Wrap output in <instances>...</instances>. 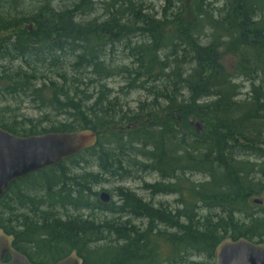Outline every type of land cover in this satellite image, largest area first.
Listing matches in <instances>:
<instances>
[{
  "label": "trees",
  "instance_id": "1",
  "mask_svg": "<svg viewBox=\"0 0 264 264\" xmlns=\"http://www.w3.org/2000/svg\"><path fill=\"white\" fill-rule=\"evenodd\" d=\"M25 1L0 0V62L7 64L0 95L29 100L58 120L43 128L27 119L5 123L3 109L0 129L17 137L88 129L97 140L10 185L0 207L31 210L7 220L0 212L13 249L25 256L21 246H32L36 261L25 256L32 264H55L72 251L83 264H213L225 238L264 243V210L252 202L264 199V0H214L220 8L164 0L159 13L145 0H72L61 10L54 0L24 9ZM97 11L102 21L81 20ZM224 50L236 58L232 72ZM114 55L128 64L116 65ZM115 77L123 83L117 92L107 86ZM242 78L249 83L244 99L236 83ZM135 91L144 100L123 110L119 95ZM87 158L102 176L65 166ZM130 169L159 176L146 190L178 193L181 208L153 207L126 189H118V205L102 204L91 192ZM194 175L203 179L194 183ZM22 184L40 198L14 193ZM43 204L52 210H39Z\"/></svg>",
  "mask_w": 264,
  "mask_h": 264
},
{
  "label": "rangeland",
  "instance_id": "2",
  "mask_svg": "<svg viewBox=\"0 0 264 264\" xmlns=\"http://www.w3.org/2000/svg\"><path fill=\"white\" fill-rule=\"evenodd\" d=\"M71 1L72 0H54L53 3V8L57 9V10H61L65 7H69L71 5ZM25 8L24 9H29L30 7L34 6L35 2L34 0H26L25 1ZM165 1L164 0H145V4L149 5V7L152 9L151 12H156L159 13L161 11L162 6L164 5ZM176 1L173 2V4H175ZM210 3V7H221L222 2L218 1L217 4H214L215 1L214 0H205L204 4ZM97 9H100L99 4L96 6ZM215 9V8H214ZM263 17H264V13H263ZM94 18H98L99 21H102L104 18L102 16V13L100 11L95 12L94 15L91 16H87L82 18V21H90ZM204 42V41H203ZM114 63L116 65H124V64H128L126 61L122 58V56L120 55H114ZM235 61L236 58L233 54H231V52H226L224 50V54L222 55V63L223 65L226 67V69H228V71L232 72L234 71V66H235ZM7 64L5 62H0V71L3 70L4 66H6ZM18 65V64H15ZM51 76V75H50ZM79 78H82V74L79 72L78 74ZM84 78V77H83ZM53 80V79H51ZM53 82H55L53 80ZM84 84L87 82L85 79L83 80ZM58 84L60 83V81L58 80L57 82ZM236 83L238 85L241 86V98L240 99H244L246 96V94L249 92V83L246 82L245 79H238L236 80ZM122 80L119 77H115L112 78L110 80H107V86L108 88L113 89L114 92H117V90L119 89V87L122 86ZM91 91V90H90ZM119 101L122 103L123 105V110H128L130 112H133L139 101H143L145 94L144 92H140V91H135L132 92L130 95L123 97L122 95H119ZM38 106L34 103H32L29 100H25V101H19L18 99L16 100H12L11 98H9L8 96L5 97L4 94H2V96L0 95V110L5 109V112H3L5 114V117H2L1 119H3L5 121V123H11V121H20V120H29L31 121V123L33 124H40V127H48V122L49 121H56L58 119L54 118V114L50 113L51 110L46 109V108H41L38 109ZM44 115L47 116V120H45L46 122H43L44 120H40ZM175 119V118H174ZM48 121V122H47ZM180 123V122H178ZM180 129H181V125H180ZM46 134V133H45ZM34 136V135H33ZM68 168H72L73 170H77V173H91L94 175H98L101 173L99 172V169L96 167V165L92 164V161H90L88 158L86 160V163L83 164L81 167H75L72 166V164H66L65 165ZM203 178L201 176H192L190 177V181L196 183V182H200ZM161 180L159 178V176H157L155 173L152 172H140L139 170L137 171L136 169H130L128 171V174L126 176H123L122 178L119 177H104V180L102 179L101 182H99L98 184L92 186L91 188V192L92 193H96L97 195H99L101 192H106L109 197H110V201L109 203L111 204H115L118 205L119 204V199L117 196V191L118 189H126L128 191H130L131 193L135 194L137 197H139L142 201L149 203L151 205H155L156 207H164L168 210L171 211H175L176 209H180V202H179V194H169V195H165L163 193H152L149 190H146L145 186L146 185H154L156 183H159ZM26 185L22 184L19 187H17L14 191V193L16 194H28L30 195L29 197H39L40 198V192H38L39 190H36L34 187L30 186V187H25ZM33 186H35L33 184ZM257 199L260 200L261 203L255 206H260L262 207V209L264 210V199H259L257 197H253L252 200ZM93 200V197H91V201ZM253 202V201H252ZM36 205V204H35ZM40 205V204H39ZM14 208L12 213H8L6 212V209L0 207V212L4 211V215H2V219L3 220H7L10 218L11 216L14 215H31V210L28 209L29 211H27V209L23 208V209H17L14 206L12 207ZM34 209V206L32 207ZM39 210L41 211H51L52 207L49 208V206L47 204H43L41 206H38ZM255 212H260L259 209L254 208ZM204 213L206 214L207 212L204 211ZM68 214L70 215H75V214H84V213H76V212H68ZM61 216H63V214H60ZM108 216V215H107ZM97 219L102 220L104 219L106 216L104 215V213H100V214H96ZM126 219H122L121 221H125ZM131 223L135 226H140L141 224L144 225V222L140 219H135L132 218L130 219ZM19 228H16V230ZM111 239V238H109ZM22 247V250L25 254V256L30 257L31 259H33V261H36V255H35V251L32 249V246L30 245H26L24 244ZM13 248V247H12ZM192 259V258H191ZM194 261H199V259H193ZM200 261H202V259H200ZM184 264H190V263H184ZM213 264H214V259H213Z\"/></svg>",
  "mask_w": 264,
  "mask_h": 264
},
{
  "label": "water",
  "instance_id": "3",
  "mask_svg": "<svg viewBox=\"0 0 264 264\" xmlns=\"http://www.w3.org/2000/svg\"><path fill=\"white\" fill-rule=\"evenodd\" d=\"M28 30H31L30 25ZM188 123L197 131H202V123L194 122L193 119H189ZM96 140V134L88 129L28 137H17L0 129V198L13 182L58 166L94 147ZM98 199L102 204L110 201L106 192H101ZM260 203V200H253V204ZM13 242L12 235L0 230V264H31L24 255L12 248ZM213 259L214 264H264V243L225 238L215 247ZM55 264H83V261L72 251Z\"/></svg>",
  "mask_w": 264,
  "mask_h": 264
},
{
  "label": "flooded vegetation",
  "instance_id": "4",
  "mask_svg": "<svg viewBox=\"0 0 264 264\" xmlns=\"http://www.w3.org/2000/svg\"><path fill=\"white\" fill-rule=\"evenodd\" d=\"M177 121L179 122V118H177ZM9 187H10V186H9ZM8 190H9V188H8ZM8 190H7V191H8ZM7 191H6V192H7ZM4 194H5V193H4ZM152 206H153V205H152ZM153 207H156V206L154 205ZM0 230H2V229H0ZM2 231H3V230H2Z\"/></svg>",
  "mask_w": 264,
  "mask_h": 264
},
{
  "label": "bare ground",
  "instance_id": "5",
  "mask_svg": "<svg viewBox=\"0 0 264 264\" xmlns=\"http://www.w3.org/2000/svg\"><path fill=\"white\" fill-rule=\"evenodd\" d=\"M180 119V118H179Z\"/></svg>",
  "mask_w": 264,
  "mask_h": 264
}]
</instances>
